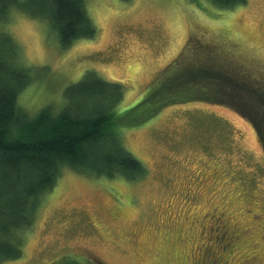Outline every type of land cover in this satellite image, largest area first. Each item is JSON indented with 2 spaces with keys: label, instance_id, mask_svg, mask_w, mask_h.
Instances as JSON below:
<instances>
[{
  "label": "rangeland",
  "instance_id": "rangeland-1",
  "mask_svg": "<svg viewBox=\"0 0 264 264\" xmlns=\"http://www.w3.org/2000/svg\"><path fill=\"white\" fill-rule=\"evenodd\" d=\"M84 2L96 32L66 46L24 9L0 19L29 73L17 95L29 116L59 108L65 86L87 70L121 83L120 110L151 88L170 97L178 67L264 83V0L220 10L206 0ZM253 116L196 99L115 118L144 172L127 179L61 166L32 224L18 231L20 255L0 264H264V140Z\"/></svg>",
  "mask_w": 264,
  "mask_h": 264
},
{
  "label": "trees",
  "instance_id": "trees-1",
  "mask_svg": "<svg viewBox=\"0 0 264 264\" xmlns=\"http://www.w3.org/2000/svg\"><path fill=\"white\" fill-rule=\"evenodd\" d=\"M242 3L244 0H231L222 7L215 6L231 8ZM13 7L44 18L61 46L96 32L84 0H0V19ZM0 45V261L20 255L18 231L32 224L41 196L53 187L61 166L127 179L144 172L143 163L124 147L115 118L143 119L175 101L214 100L247 116L254 115L251 120L264 140V129L260 128L264 121V83L252 81L245 73L204 64L178 67L175 81L165 88L170 97H161L151 88L142 100L121 110L119 103L99 89L83 94L69 92L90 73L103 83L122 87L120 82L105 80L87 70L65 86L59 108L46 105L29 116L17 103L19 91L30 80L27 68L16 62L17 49L6 32L0 33ZM138 107L143 109L135 113ZM64 264L80 263L68 259Z\"/></svg>",
  "mask_w": 264,
  "mask_h": 264
},
{
  "label": "snow or ice",
  "instance_id": "snow-or-ice-1",
  "mask_svg": "<svg viewBox=\"0 0 264 264\" xmlns=\"http://www.w3.org/2000/svg\"><path fill=\"white\" fill-rule=\"evenodd\" d=\"M41 3L45 2V0H40ZM207 3H211L216 6H223L226 3L231 2V0H206ZM246 2V0H244ZM3 59V53H2V45H0V61ZM3 72V67L0 65V73ZM101 90L105 95L110 97L112 100H114L116 103H119V101L122 99V93L124 89L119 84H112V83H103L95 77L94 74H89L87 77H85L84 81L74 86L73 88L69 89V92H80L83 94L85 91H95V90ZM260 128L264 129V121L261 122Z\"/></svg>",
  "mask_w": 264,
  "mask_h": 264
}]
</instances>
